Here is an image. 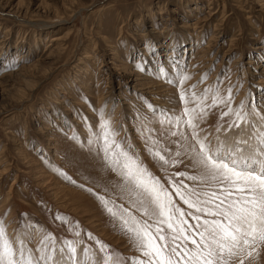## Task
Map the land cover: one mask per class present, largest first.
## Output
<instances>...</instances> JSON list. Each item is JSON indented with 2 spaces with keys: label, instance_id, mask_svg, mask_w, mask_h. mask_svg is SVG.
<instances>
[{
  "label": "rangeland",
  "instance_id": "374dc122",
  "mask_svg": "<svg viewBox=\"0 0 264 264\" xmlns=\"http://www.w3.org/2000/svg\"><path fill=\"white\" fill-rule=\"evenodd\" d=\"M128 73L157 86L137 91ZM183 75L189 95L211 90L196 121L201 138L256 147L264 132V82L257 83L264 80V0H0V221L15 249L33 264L48 255L73 264L68 242L77 260L85 247L102 258L96 240L122 258L141 256L121 216L153 223L143 209H155L105 157L102 120L175 203L194 212L175 195L177 186L209 190L189 179L200 175L192 129L174 120L184 107ZM217 93L226 103L213 106ZM237 109L247 122L229 129ZM240 259L264 264V243L230 264Z\"/></svg>",
  "mask_w": 264,
  "mask_h": 264
},
{
  "label": "snow or ice",
  "instance_id": "6c2138e0",
  "mask_svg": "<svg viewBox=\"0 0 264 264\" xmlns=\"http://www.w3.org/2000/svg\"><path fill=\"white\" fill-rule=\"evenodd\" d=\"M188 79L189 76L183 75L178 81L181 86L179 99L184 107L174 120L177 127L183 123L192 129V163L200 170V175L190 176L189 179L204 182L209 190L186 191V185L177 186L175 195L189 209L194 210L185 212L175 203L173 194L159 179L142 166L138 157L116 141L110 121L102 120L100 137L105 157L114 170L119 169L126 181L132 182L147 195L155 212L150 215L147 207L143 212L149 218L154 216L155 220L149 223L148 220L138 221L132 217L130 224L121 216L127 232L134 238L140 257L122 258L119 254L111 253L107 244L96 240L102 258L98 260L97 254L85 247L83 258L77 260V249L72 242H68L69 252L73 254L70 257L73 264H230L233 257H239L249 247L264 243V132L257 134L258 144L254 148L247 140H236L228 144L218 136L215 143L207 136L201 138L196 121L206 115L204 100L211 90L206 89L203 96H197L195 92L189 95L183 87ZM227 99H231V89L228 90ZM190 102L195 106L189 107ZM222 103L226 101L218 93L213 96V106ZM231 112L233 109L229 107L227 112L222 113V117ZM234 114L235 120L229 125V129L239 128V122H247V113L237 109ZM261 123L264 124V117H261ZM219 131L220 128H217V132ZM155 155L167 163L159 151ZM108 211L116 215L112 208H108ZM186 217H191L196 223H189ZM165 225L167 231L163 227ZM48 239L49 237H44L45 241ZM252 250L255 251V248ZM60 251L63 252L64 249ZM247 255L251 256L252 252H247ZM41 259L50 261L53 256H41ZM0 264H33L31 256H24L23 248L17 250L13 247L6 236L3 221H0ZM239 264H243V259H240Z\"/></svg>",
  "mask_w": 264,
  "mask_h": 264
},
{
  "label": "bare ground",
  "instance_id": "6f19581e",
  "mask_svg": "<svg viewBox=\"0 0 264 264\" xmlns=\"http://www.w3.org/2000/svg\"><path fill=\"white\" fill-rule=\"evenodd\" d=\"M53 39H56V38H53ZM52 41V40H51ZM56 48V47H55ZM126 73V72H125ZM129 75H128V77L126 78V79H129V77L131 78V80H129V82H132V85H131V88H133V89H135V90H137V91H139V90H141V89H143L144 91L146 90V89H148L149 87H155V86H157V83H155V82H150V81H148L147 83H145V84H143V83H140L139 81H141L140 79H139V77H138V75H135L134 76V78H132V74L133 73H128ZM130 74H131V76H130ZM196 78V77H195ZM262 82H264V80L263 79H259V81L257 82V83H259V84H261ZM138 86H141L142 88H138ZM150 89V88H149ZM264 95V94H263ZM46 264H57L56 262H49V261H46Z\"/></svg>",
  "mask_w": 264,
  "mask_h": 264
}]
</instances>
